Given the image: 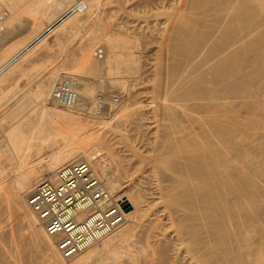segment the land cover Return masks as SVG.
I'll return each instance as SVG.
<instances>
[{"label": "bare ground", "instance_id": "6f19581e", "mask_svg": "<svg viewBox=\"0 0 264 264\" xmlns=\"http://www.w3.org/2000/svg\"><path fill=\"white\" fill-rule=\"evenodd\" d=\"M127 3L168 10V21L142 33L147 55L129 29L102 24L101 12ZM92 26L97 34L79 41L74 59L46 66L13 106L2 102L3 83L37 68L56 46L63 53L74 34ZM143 73L147 101L113 126L135 131L129 139L161 128L171 174L162 207L150 214L139 192L116 193L125 163L107 139L86 134L83 118L110 125L103 100L111 106L110 94L120 89L126 100V82ZM105 85L116 89L104 96ZM63 86L73 100L56 98ZM0 110V223L17 212L26 228L24 235L0 231V264H264V0H0ZM43 147L44 157L28 160ZM13 159L16 175L8 182L5 164ZM79 162L122 220L65 256L63 234L47 231L29 195Z\"/></svg>", "mask_w": 264, "mask_h": 264}, {"label": "rangeland", "instance_id": "374dc122", "mask_svg": "<svg viewBox=\"0 0 264 264\" xmlns=\"http://www.w3.org/2000/svg\"><path fill=\"white\" fill-rule=\"evenodd\" d=\"M29 3V2H28ZM164 11H168L164 9ZM163 10H156L150 8H144L142 6L134 5L131 3H127L126 6H122L121 8L115 5H111L107 7V10L101 12L102 15V24H109L110 27H122V29H129L136 45L138 44V48L140 51L147 55L146 49L143 46L142 33L143 32H155L157 27H160V23L168 21V17L163 15ZM134 26V29H131ZM141 26V28H139ZM95 27L92 26L91 29L83 28L80 29L76 34H74L67 46H65L66 50L63 53H58L57 46L50 53H46L49 56H41L37 59L36 65L37 68H25L22 71L18 72V75L13 78L10 82L3 83L2 93L4 97L1 99L2 102L8 103V105L13 106L16 101V96L22 92L25 88L31 89L35 86L33 80L38 77L41 73H43L44 68H49L52 66L60 65L63 63H68V60H72L75 57L76 48L79 45V41H82L84 38L88 36H92L97 34L95 31ZM141 29V32L140 30ZM143 30V31H142ZM115 32L114 30H111ZM52 40V37L49 38V41ZM155 44L150 43L147 47L150 49ZM62 47V46H61ZM101 50V48H100ZM59 51H61L59 49ZM148 66L145 65V69ZM147 75L143 73L140 75L139 79L136 81L128 80L126 83L128 84L127 88L129 90V97L125 100L124 94L119 93L122 90L114 91L110 94L112 98V104H108L107 100L99 99L98 101L103 102L107 105L106 108H102L104 119H107L110 125H101L96 122L94 119L89 118L83 114V118H87L89 122H87L88 126L86 129V134L91 137H104L107 139L108 144L112 147V149L120 156L122 163L124 164V169H122L119 175L120 178V187L116 191L118 194L136 191L141 194V197L144 201H146V213H152L157 208H161L162 204L158 199L161 197V192L164 187L169 183V175L171 174L170 170V162H168V157L164 155V149L161 150V144L163 142L162 131L161 128L152 129L151 134L144 138L143 136L137 138H128L131 134H135L136 132L131 130L129 127L127 129H118L113 126L114 121L118 116L120 119H124L130 114L132 109H135V103L140 101H147L144 94L146 93V88L148 85ZM104 81V79H100ZM116 88H109V85H105L102 90L103 95L108 94L109 90H115ZM100 94V92H95V95ZM98 95L97 98H99ZM124 98V103L119 104ZM238 101V99H236ZM91 106V105H90ZM86 106V107H90ZM98 108V109H97ZM99 107L93 108V113H99ZM2 110H0L1 112ZM32 114V111H30ZM1 115V114H0ZM86 122V121H85ZM0 129H2L0 127ZM150 142V143H148ZM98 148V147H97ZM45 147L37 150H33L32 153L29 154L28 160L35 162L37 158L40 156L44 157L43 151ZM96 150V149H92ZM91 150V151H92ZM102 150V149H101ZM144 157V161L139 162L140 157ZM124 159V160H123ZM259 157H256L258 160ZM12 162H16L13 165L5 164V169L8 171L9 179L8 182L13 180V176L16 175L14 169L17 166V159L11 160ZM4 166V165H1ZM158 199V200H157ZM162 200V199H161ZM158 201V202H157ZM157 202V204L155 203ZM124 211L130 210V205H125L123 207ZM148 214V215H149ZM24 215L22 213L11 212L6 223H0V231L8 230L13 232H19L21 234H25L26 228L23 223ZM44 257L42 254H39L38 260L41 261ZM91 264H97L96 259L91 260Z\"/></svg>", "mask_w": 264, "mask_h": 264}, {"label": "built area", "instance_id": "2783aa9c", "mask_svg": "<svg viewBox=\"0 0 264 264\" xmlns=\"http://www.w3.org/2000/svg\"><path fill=\"white\" fill-rule=\"evenodd\" d=\"M68 86V85H67ZM68 87L59 88L57 99H74ZM109 197L91 176L85 162L63 167L55 181L42 179L29 195V204L46 221L50 234L62 233L59 249L65 256L77 253L112 231L122 220L120 207L108 203ZM91 210L82 220L79 212Z\"/></svg>", "mask_w": 264, "mask_h": 264}]
</instances>
